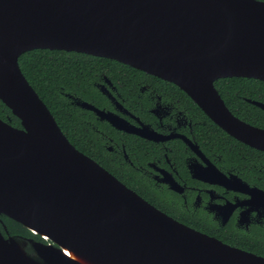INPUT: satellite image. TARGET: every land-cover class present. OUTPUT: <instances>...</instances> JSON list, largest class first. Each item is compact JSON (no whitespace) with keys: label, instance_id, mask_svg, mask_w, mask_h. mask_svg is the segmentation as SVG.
<instances>
[{"label":"water","instance_id":"1","mask_svg":"<svg viewBox=\"0 0 264 264\" xmlns=\"http://www.w3.org/2000/svg\"><path fill=\"white\" fill-rule=\"evenodd\" d=\"M35 48L111 58L172 82L227 133L264 150V129L235 116L214 85L264 80V1L0 0V100L20 122L0 118V215L44 239L0 230V264H264L172 218L79 151L20 69L19 56Z\"/></svg>","mask_w":264,"mask_h":264},{"label":"flooded vegetation","instance_id":"2","mask_svg":"<svg viewBox=\"0 0 264 264\" xmlns=\"http://www.w3.org/2000/svg\"><path fill=\"white\" fill-rule=\"evenodd\" d=\"M108 72H95L91 79L99 94L96 104L78 95L67 96L81 109L83 128L91 131L93 154L115 165L120 177L79 151L135 192L134 187L142 184L153 193L152 201L137 193L177 221L264 256V150L238 140L220 126L241 143L217 140L204 131L208 128H200L205 125L203 119L151 76L135 75L125 68ZM243 99L257 107L251 101L264 103ZM78 100L113 113L129 128L156 139L118 129L93 110L77 105ZM256 246L261 253L253 250Z\"/></svg>","mask_w":264,"mask_h":264},{"label":"trees","instance_id":"3","mask_svg":"<svg viewBox=\"0 0 264 264\" xmlns=\"http://www.w3.org/2000/svg\"><path fill=\"white\" fill-rule=\"evenodd\" d=\"M18 63L22 73L47 105L68 140L78 150L93 158L98 156L93 154L91 150L92 140H89L92 137L91 131L83 128L81 109L73 105L67 95H78L96 104L99 94L91 82L94 73L102 70L109 74L108 71H115L117 68H125L134 72L135 75L151 76L159 83L164 84L185 107L205 121V125L200 128H208V130H204L208 134L212 133V136L217 140L227 139L241 143L211 121L177 85L117 60L77 51L35 48L22 53L18 58ZM214 84L227 106L239 118L253 125L264 127V110L243 99V97H249L264 102V80L250 77H224L215 80ZM0 118L10 119L11 124L20 126L19 119L11 113L1 100ZM136 139L141 142L145 141L138 137ZM96 160L110 172L120 177L115 165L107 164L97 158ZM134 188L142 196L152 201L153 193L144 188L142 184L138 183V186ZM0 230L3 234L7 232L10 235L34 237L44 241L39 235L32 233L22 224L3 214L0 215ZM253 250L260 252L257 246ZM262 253L264 254V252Z\"/></svg>","mask_w":264,"mask_h":264},{"label":"bare ground","instance_id":"4","mask_svg":"<svg viewBox=\"0 0 264 264\" xmlns=\"http://www.w3.org/2000/svg\"><path fill=\"white\" fill-rule=\"evenodd\" d=\"M68 254H71L69 251H67Z\"/></svg>","mask_w":264,"mask_h":264}]
</instances>
